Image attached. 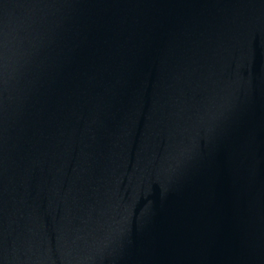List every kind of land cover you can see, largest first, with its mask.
<instances>
[{"label": "water", "instance_id": "95a60500", "mask_svg": "<svg viewBox=\"0 0 264 264\" xmlns=\"http://www.w3.org/2000/svg\"><path fill=\"white\" fill-rule=\"evenodd\" d=\"M0 264H264V0H0Z\"/></svg>", "mask_w": 264, "mask_h": 264}]
</instances>
